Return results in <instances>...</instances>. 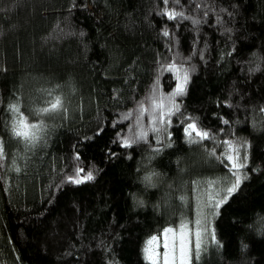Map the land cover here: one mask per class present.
<instances>
[{
	"label": "trees",
	"instance_id": "obj_1",
	"mask_svg": "<svg viewBox=\"0 0 264 264\" xmlns=\"http://www.w3.org/2000/svg\"><path fill=\"white\" fill-rule=\"evenodd\" d=\"M181 62L186 92L161 123L151 98L173 92L164 68ZM57 96L66 112L35 115ZM10 104L44 120L35 147L11 136ZM262 109L264 0H0V264H150L149 236L193 219L211 182L227 186V140L245 145L248 179L213 215L220 246L195 264H264ZM193 120L211 138L188 143ZM77 166L95 180L68 183Z\"/></svg>",
	"mask_w": 264,
	"mask_h": 264
},
{
	"label": "snow or ice",
	"instance_id": "obj_2",
	"mask_svg": "<svg viewBox=\"0 0 264 264\" xmlns=\"http://www.w3.org/2000/svg\"><path fill=\"white\" fill-rule=\"evenodd\" d=\"M170 2L179 4L180 0H164L165 4ZM197 7H199V5H197ZM162 14L167 15L169 19H176L177 17H180L181 19H191V17H185L183 12L165 11ZM192 22L193 24L199 23V21L195 19H193ZM163 35L168 36V31L165 30ZM181 69L182 62L180 67H178L176 63L168 64L167 67L164 68V71L175 73V78L177 81L176 87L172 93L168 94L167 97H161L159 102H157L154 97L151 98L153 108L160 110L158 119L161 123H170V120L166 121V117H170L180 110L179 105L175 103V97L183 96L185 94L186 85L189 80L188 71L186 69L183 70V75H181ZM156 83L157 85L159 84V78H157ZM165 99L170 101L172 104V107L169 108L167 112H165ZM138 108L139 117H143L144 113L147 111V109L144 107V103L141 102ZM8 110L13 113L14 116L18 114V118L14 119L11 124V136L16 138L18 141H22L26 148L35 147L37 143L44 138V131L46 128L44 120L41 118L38 122L30 123L28 117L24 116V114L21 112L18 104H10L8 106ZM61 110L65 112L67 111L63 106L61 98L57 96L48 104L47 107L36 109L35 115L43 117L45 114L57 113ZM132 115L133 113L129 112L123 117V119L127 120L128 117ZM139 117L137 118V124L140 122ZM225 123H227V121H225ZM152 130L155 131V129ZM184 134L187 142L190 144L200 143L203 140L211 138L209 132L200 130L198 128L197 122L195 120H193L191 123H186L184 126ZM146 137L147 132L143 130L134 131L133 138L124 137L122 139L121 146L131 147L132 144L145 140ZM223 144L227 146L226 151L221 153L217 158L221 159L222 161H227L225 166L229 168L231 178L227 179L226 181H221L222 184H226L227 186L216 188L217 182H211L209 185V187L213 188L214 191L209 193L205 206L216 210L213 215L219 214V209L223 205L227 204L229 200L238 193L242 182L248 179L247 175L242 174V169L247 166L246 154L243 156L244 163L240 162V149L245 147V145H236L231 140L224 141ZM209 155H216L215 149L210 151ZM5 156L6 153L4 150L3 141H0V161H2ZM74 160L79 161V154L74 157ZM2 166L3 165L0 164V167ZM12 170L20 172V168L15 167V163H13ZM95 178L96 177L93 169L90 168L87 170V172H85L83 167L77 166L74 169V174L68 176L66 179L68 183L79 185L93 181ZM152 178V176H146L144 177V180L148 183H151ZM206 221L207 217H204L203 219H197L190 223L181 222L179 227L176 229L165 228L161 233V236L163 237L162 252L156 250V248L161 244L160 237L156 235L152 236L147 241L146 247L144 249L145 259L150 261V264H195L196 261L200 260L202 252L206 250V236H210L211 244H214L218 247L220 246L215 232L212 231L209 233Z\"/></svg>",
	"mask_w": 264,
	"mask_h": 264
},
{
	"label": "rangeland",
	"instance_id": "obj_3",
	"mask_svg": "<svg viewBox=\"0 0 264 264\" xmlns=\"http://www.w3.org/2000/svg\"><path fill=\"white\" fill-rule=\"evenodd\" d=\"M216 188H219V186L216 185ZM206 189H205L206 191L205 190H201V192L198 193L199 195H198V198H197L198 199V202L197 203H199V208H198L197 212L195 213V216L193 217V219H190L189 222H194L197 219H203L204 217H207L206 224H207V228L209 230V233H211L212 232L213 213H214L215 209L206 207L205 205L207 203L209 193L212 192V191H214V189L213 188H210L209 186ZM204 191H205V193H204ZM189 222L188 221H184V223H189ZM179 225H177V226H166V227H164L159 232L154 233L151 236H149V238L146 240V243L154 235L160 237L161 244H160L159 247L156 248V250L159 251V252H162L163 251V247H162L163 237L161 236V233L163 232V230L165 228H173V229H176V228L179 227ZM146 243H145V247H146ZM205 245H206V250L204 252H202L201 256L203 254H205L207 252V250L211 246L210 236H206L205 237ZM145 247H144V249H145ZM144 255H145V253H144Z\"/></svg>",
	"mask_w": 264,
	"mask_h": 264
}]
</instances>
